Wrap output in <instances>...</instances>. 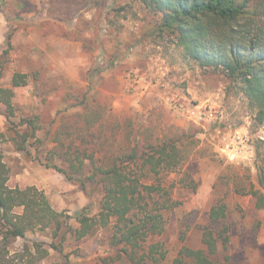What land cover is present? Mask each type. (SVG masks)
Listing matches in <instances>:
<instances>
[{
  "label": "rangeland",
  "instance_id": "rangeland-1",
  "mask_svg": "<svg viewBox=\"0 0 264 264\" xmlns=\"http://www.w3.org/2000/svg\"><path fill=\"white\" fill-rule=\"evenodd\" d=\"M52 6L51 0H0V14L7 18L4 36L12 32L9 54L0 56L4 69L0 86H11L16 72L25 74L26 81L14 87L12 122H8L6 107L0 104V147L10 168L9 185H35L47 193L57 210L71 215L73 228L63 243L69 262L53 249L48 261L133 264L120 247L110 243L111 230L98 228L77 237L78 217L84 209L90 215L98 213L102 192L98 187L84 190L62 172L46 167L44 153L60 148L54 140L58 127H64L61 138L65 147L69 142L83 143L81 133L88 141L84 146H99L98 127H122L107 134L110 146L106 147L115 151L124 141L123 131L143 121L145 127L157 130L195 127L200 141L184 166L195 187L178 185L174 189L177 206L164 212L165 229L152 238L162 241L166 248L162 264H190L177 262L179 251L184 246H203L202 227L209 210L228 188L226 222L231 228L232 264H264V209L256 207L255 197L248 192L251 187L259 188L257 165L261 157L257 140L264 139V128L247 98L238 88L229 89L221 73L205 70L183 59L173 44H158L145 35L148 15L138 2L133 3L136 16L130 11L126 17H119L118 22L123 24L119 34L104 31L101 36V10H91L85 14L90 19L88 28L78 37L73 33L74 39L62 34L70 30L68 25L49 17ZM74 6L71 15L79 11ZM85 19L77 21L79 26L85 28ZM98 35L91 44L82 41ZM4 36L0 35V55L7 48ZM86 91L83 107L80 100ZM33 116L41 127L36 135L43 141L32 138L28 153L17 152L11 127H24L21 120ZM82 127H91L89 134ZM260 151L264 157V144ZM95 155L100 157L99 153ZM221 175L226 184L216 192L214 183ZM169 178L178 176L173 173ZM237 188L242 192H236ZM25 240L49 243L53 229L29 231L26 239L19 238L12 244V250Z\"/></svg>",
  "mask_w": 264,
  "mask_h": 264
},
{
  "label": "trees",
  "instance_id": "trees-1",
  "mask_svg": "<svg viewBox=\"0 0 264 264\" xmlns=\"http://www.w3.org/2000/svg\"><path fill=\"white\" fill-rule=\"evenodd\" d=\"M51 0L49 17L64 22L70 27L64 37L74 39L83 34L90 24L85 14L101 10V36L119 34L123 24L119 17L130 11L137 15L133 3L138 2L147 12L148 23L145 35L158 44H173L183 59L193 61L205 70L221 73L248 100L259 125L264 128V0ZM79 7L71 15L72 7ZM56 6V8H55ZM123 14V15H122ZM86 18V19H85ZM84 20L85 28L77 21ZM76 22V23H75ZM12 32L5 37L3 58L9 54ZM99 39L84 38L90 44ZM86 45V44H85ZM166 46V45H165ZM4 76L0 66V78ZM25 74L16 72L11 86H0V104L6 107V118L12 122L15 116L14 87L25 84ZM87 91L80 104L86 106ZM102 118V115H101ZM24 127H11L12 140L17 152H29L32 138L39 139L36 132L41 128L36 117H24ZM137 127L123 131L124 141L112 150L106 146L107 134L122 127H98L101 131L99 146L83 145L88 142L83 133V143L62 142L64 127H58L54 140L61 145L44 153L45 166L62 172L70 181H76L82 189L98 187L102 192L98 213L90 215L83 210L78 217V238L91 234L98 228L111 230L110 243L120 247L133 264H162L167 257L164 243L152 239L165 229L166 210L177 206L173 197L178 186L195 187L191 174L184 170L199 146L198 130L195 127H164L158 130L145 127L136 121ZM79 127L78 129H80ZM91 127H82L87 134ZM83 130V131H84ZM85 132V133H86ZM93 133H91L92 135ZM68 135H72L68 133ZM257 154L261 157L257 181L259 188L248 191L256 201L257 208L264 209V157L260 148L264 139H258ZM112 144V143H111ZM65 147V148H64ZM84 148V149H83ZM91 148V152L87 149ZM100 154L96 157L95 154ZM60 160L57 163L56 160ZM176 173L178 178H169ZM10 168L0 147V264H61L48 261L50 249L63 254V243L72 230L71 215L57 210L47 193L35 185L10 186ZM226 184L221 175L214 183L216 192ZM236 192H242L240 188ZM231 189L220 194L211 206L206 225L202 227L201 248L184 246L179 251L177 262L190 264H232L230 233L226 219L229 213L227 197ZM20 209V210H18ZM53 229L51 242L31 240L12 250L19 238L26 239L29 231ZM56 238L57 241L55 240Z\"/></svg>",
  "mask_w": 264,
  "mask_h": 264
},
{
  "label": "crops",
  "instance_id": "crops-1",
  "mask_svg": "<svg viewBox=\"0 0 264 264\" xmlns=\"http://www.w3.org/2000/svg\"><path fill=\"white\" fill-rule=\"evenodd\" d=\"M6 31H7V18L4 15L0 14V35L2 34V36H4ZM29 184H35V182L30 181Z\"/></svg>",
  "mask_w": 264,
  "mask_h": 264
}]
</instances>
